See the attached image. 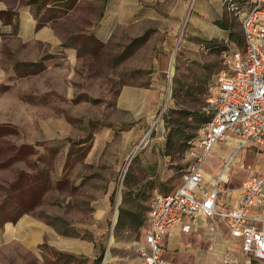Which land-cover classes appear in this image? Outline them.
<instances>
[{"label":"rangeland","instance_id":"obj_1","mask_svg":"<svg viewBox=\"0 0 264 264\" xmlns=\"http://www.w3.org/2000/svg\"><path fill=\"white\" fill-rule=\"evenodd\" d=\"M12 1L75 55L34 38L0 46V264H121L143 242L151 197L188 166L224 54L241 49L240 11L227 2L249 0ZM234 148L217 142L203 175ZM237 158L261 168L264 146ZM226 174L236 196L247 172Z\"/></svg>","mask_w":264,"mask_h":264},{"label":"built area","instance_id":"obj_2","mask_svg":"<svg viewBox=\"0 0 264 264\" xmlns=\"http://www.w3.org/2000/svg\"><path fill=\"white\" fill-rule=\"evenodd\" d=\"M227 3L229 10L240 11L243 48L224 54L225 69L213 80L206 98L210 118L201 135L190 141V161L179 184L149 201L143 242L136 248L142 264H167L164 235L173 226L188 233L200 219L223 221L230 238L236 240L235 248L249 259L264 262V166L251 167L237 158L246 146H264V0H249L243 10ZM219 141H235V148L207 184L205 161ZM234 164L247 174L232 204L235 189L224 186L229 180L226 170ZM221 194L225 197L219 202ZM230 242L222 252L224 263L237 261Z\"/></svg>","mask_w":264,"mask_h":264},{"label":"crops","instance_id":"obj_3","mask_svg":"<svg viewBox=\"0 0 264 264\" xmlns=\"http://www.w3.org/2000/svg\"><path fill=\"white\" fill-rule=\"evenodd\" d=\"M29 14L30 8L27 6L26 2L14 3L12 0H0L1 47L9 40L8 38L16 36L23 43L28 39L34 38L36 41L54 46L55 50L49 52L52 55L57 54V51L61 49L75 55V51L72 47L62 46L63 40L56 33L52 25H44L36 30L35 21L31 20ZM101 27L103 29L102 31H104L105 28H103V25ZM5 38L8 40H5ZM212 179L213 177L206 176V183L210 184ZM234 199L235 196L232 193V204ZM216 223L224 226L225 233L220 232V230L218 231V225H216ZM6 224L7 223H4L3 226ZM35 225H37L36 222ZM38 225V228L41 230L42 224L38 223ZM211 227H213V230ZM211 239L216 241V245L213 249L209 248L210 245L204 244V241L208 242V240ZM228 239L231 241V245H233L232 256L237 259V261L233 263L223 262L222 252ZM235 242V239L230 238L228 228L223 221L200 219L188 233L182 232L178 226H173L164 235L162 249L167 264H264V262H257L241 254L235 248ZM190 244H192V246ZM136 248L137 246L134 247L132 252L123 250L124 254L133 253L134 255L130 257L124 255L121 257L123 259L121 264H124L126 261L129 262V264H142L141 258L137 255ZM111 264H116V262H111Z\"/></svg>","mask_w":264,"mask_h":264},{"label":"trees","instance_id":"obj_4","mask_svg":"<svg viewBox=\"0 0 264 264\" xmlns=\"http://www.w3.org/2000/svg\"><path fill=\"white\" fill-rule=\"evenodd\" d=\"M227 1H228V0H227ZM232 3H233V2H232ZM234 4H235V3H234ZM235 5H236V4H235ZM238 7H239V6H238ZM38 26H39V25H38ZM141 38H143V36L137 38L136 40L141 39ZM70 44H71V43H70ZM72 44H73V43H72ZM62 46H63V47H66V46L70 47L69 44L67 45L66 43H62ZM242 48H243V43H242L241 49H242ZM236 49H238V48H236ZM26 64H27V63H26ZM29 64H30V65H31V64H35V62H34V63H28V65H29ZM209 118H210V116H207L206 118H203V121L207 123V121L209 120ZM192 140H193V139L187 141V144L189 145V147H190V141H192ZM111 201L114 202L113 197H111ZM119 209H120V208H119ZM122 212H123V211L120 209V211H119V215H118V221H117L115 227H117V225L121 223L122 215H123ZM4 222H5V221H4ZM4 222H3V223H4ZM140 224H142V228H143V227L145 226V219H144L143 223H142V221H140V222H139V225H140Z\"/></svg>","mask_w":264,"mask_h":264},{"label":"water","instance_id":"obj_5","mask_svg":"<svg viewBox=\"0 0 264 264\" xmlns=\"http://www.w3.org/2000/svg\"><path fill=\"white\" fill-rule=\"evenodd\" d=\"M118 202H119V196H118V199H117V202H116V208H117V203H118ZM115 214H116V213H115ZM116 217H117V214H116L115 217H114L113 224H114V222H115Z\"/></svg>","mask_w":264,"mask_h":264},{"label":"bare ground","instance_id":"obj_6","mask_svg":"<svg viewBox=\"0 0 264 264\" xmlns=\"http://www.w3.org/2000/svg\"><path fill=\"white\" fill-rule=\"evenodd\" d=\"M173 59H174V57H172V60H173ZM172 60H171V61H172ZM172 65H173V64L171 63V66H170V73H172V68H173ZM119 199H120V197H119ZM115 215H116V214H115ZM114 217H115V216H114Z\"/></svg>","mask_w":264,"mask_h":264}]
</instances>
